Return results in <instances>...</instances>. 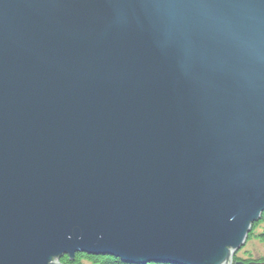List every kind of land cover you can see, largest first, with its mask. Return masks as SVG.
Segmentation results:
<instances>
[{"label": "water", "instance_id": "obj_1", "mask_svg": "<svg viewBox=\"0 0 264 264\" xmlns=\"http://www.w3.org/2000/svg\"><path fill=\"white\" fill-rule=\"evenodd\" d=\"M263 214L264 0H0V264H234Z\"/></svg>", "mask_w": 264, "mask_h": 264}, {"label": "rangeland", "instance_id": "obj_2", "mask_svg": "<svg viewBox=\"0 0 264 264\" xmlns=\"http://www.w3.org/2000/svg\"><path fill=\"white\" fill-rule=\"evenodd\" d=\"M256 225V224H255ZM254 227V226H253ZM253 229V228H252ZM262 229L255 232L254 237L250 240V235L244 249L236 253L240 262L243 264H264V243L260 242L256 237L261 233ZM252 233V232H251ZM235 255V256H236ZM235 258V257H234ZM81 264H92L88 260H82ZM234 264L237 262L234 261Z\"/></svg>", "mask_w": 264, "mask_h": 264}, {"label": "trees", "instance_id": "obj_3", "mask_svg": "<svg viewBox=\"0 0 264 264\" xmlns=\"http://www.w3.org/2000/svg\"><path fill=\"white\" fill-rule=\"evenodd\" d=\"M258 229H262V231L259 235H257L256 238L260 242L264 243V214L262 215V220L259 223H257L256 225H254V227L252 229V233L250 234V240L254 237L255 232H257ZM66 257H69V256H64L63 258H61L59 260V262L61 263L62 259L66 258ZM84 259L88 260L92 264H125L120 259H116L113 257L90 256V255H86L83 253L76 254L74 261H72V264H81L82 260H84ZM234 261L240 262L238 255L235 256ZM248 264H250V263H248Z\"/></svg>", "mask_w": 264, "mask_h": 264}, {"label": "snow or ice", "instance_id": "obj_4", "mask_svg": "<svg viewBox=\"0 0 264 264\" xmlns=\"http://www.w3.org/2000/svg\"><path fill=\"white\" fill-rule=\"evenodd\" d=\"M61 264H72V258L66 257V258L62 259Z\"/></svg>", "mask_w": 264, "mask_h": 264}, {"label": "bare ground", "instance_id": "obj_5", "mask_svg": "<svg viewBox=\"0 0 264 264\" xmlns=\"http://www.w3.org/2000/svg\"><path fill=\"white\" fill-rule=\"evenodd\" d=\"M245 246H246V244H245ZM245 246H244V247H245ZM244 247H243L242 249H244Z\"/></svg>", "mask_w": 264, "mask_h": 264}]
</instances>
